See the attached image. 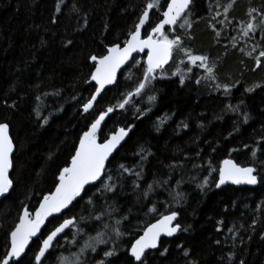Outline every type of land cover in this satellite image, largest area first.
<instances>
[{"label": "trees", "instance_id": "16d2710c", "mask_svg": "<svg viewBox=\"0 0 264 264\" xmlns=\"http://www.w3.org/2000/svg\"><path fill=\"white\" fill-rule=\"evenodd\" d=\"M57 2L0 0V123H9L16 146L10 174L14 190L0 202V254L5 249L6 234L18 222L22 209L28 206L35 210L42 195L54 191L55 177L70 164L79 138L101 113L113 107L98 140L102 143L118 129H131L114 153L111 168L117 174L120 164L142 171L141 188L134 189L135 177L126 176L117 181L119 187L114 193L104 197L89 193L95 208L85 197L70 214L77 219L81 215L89 218L80 225L85 235L77 237L74 246L66 243L73 235L68 230L63 239L59 238L47 264H60L62 256L67 258L66 264H73L74 254L100 228L91 213L102 211L105 201L118 210L116 218L127 216L116 255L108 258L107 264H129L130 245L165 213V202L171 201L169 189L182 193L181 204H173L168 211L179 213V222L187 231L161 239L160 247L149 251L148 264H188L191 260L197 264H264V183L255 188L218 189L214 182L218 173L208 175L209 162L218 168L223 159L231 158L241 166L256 167L264 177V67L255 68L254 59L239 51L253 45L264 47L259 31L246 42L239 34L240 25L249 20L248 9L264 11V0H236L225 23L217 22L224 21L223 15L213 16L217 9L223 13L231 0H193L189 17L192 27L178 32L184 48L209 57L215 65L216 81L203 79L197 85L195 80L200 76L196 69L183 86L178 78H157L141 97H133L120 109L119 103L142 79L145 62L137 56L136 63H129L117 83L103 92L86 115L82 105L94 92V85L85 82L94 69L90 55L106 53L107 47L117 43L123 45L147 0H64L59 14ZM150 17L155 24L159 13ZM212 26L220 32L219 37ZM145 30L151 31L148 25L143 35ZM169 35L172 38L171 32ZM231 37H237L235 47ZM69 40L71 44H67ZM176 58L177 52L165 71L173 67ZM217 83L228 85L231 93L226 97L217 90ZM247 88L254 91L247 92ZM149 96L156 99L150 101ZM229 104L239 105L241 112L234 114L226 107ZM244 112L250 117L247 124L242 122ZM234 148L238 150L231 151ZM141 149L147 156L143 161L137 155ZM256 149L253 158L251 152ZM204 178L209 179V186L202 191L197 184ZM165 180L166 185L155 187L149 199H143L141 192L148 184ZM153 204L157 213L148 211ZM50 221L42 233L54 226L56 218ZM217 227L222 230L217 231ZM30 247H35V240ZM105 248L110 250L112 245H101L98 254L89 251L85 257L88 264L103 259ZM163 248L168 252L161 256Z\"/></svg>", "mask_w": 264, "mask_h": 264}, {"label": "snow or ice", "instance_id": "6c2138e0", "mask_svg": "<svg viewBox=\"0 0 264 264\" xmlns=\"http://www.w3.org/2000/svg\"><path fill=\"white\" fill-rule=\"evenodd\" d=\"M64 0H58L55 9L56 13L61 12V5ZM193 0H147L144 8L142 9L137 21L134 23L133 28L128 32L127 38L124 40L123 45L117 43L107 47L106 53L100 55H90L89 60L94 68L90 72V79L86 83L95 82L94 92L89 99L82 105L83 113H88L97 102L98 97L105 91L108 86L117 83L118 71L129 62L130 59L136 63L133 54L144 53L146 51L147 60L142 69V79L136 82L135 89L126 94L118 107L124 109L133 97H141L145 90L157 78L164 79L165 65L169 63L173 55L177 51H183V55L187 57V64L190 66L188 72L190 73L193 68L201 69L205 74L200 79H196L195 83L199 85L202 79L209 81H216L215 65L209 63V57L206 55H194L187 48L183 47V39L179 35L178 30L191 29L192 21L189 19L191 15V5ZM236 0H231L228 6H225L223 13L216 10L213 19L223 15L224 21H217L218 23H225L228 21V12ZM166 8V10H165ZM73 11L75 7L73 6ZM150 13L155 16L159 13L158 22L153 24L151 22ZM249 20L246 24H241L239 28L241 38L251 39L255 36L257 31L261 33V39L264 40V11L256 8H249L247 11ZM52 23H56L53 19ZM151 29L150 32L145 30L142 36V30L145 25ZM85 26L87 21L85 19ZM212 30L216 32V36H220V32L216 31L212 26ZM171 32L172 38L169 33ZM187 34V33H186ZM251 34V36H250ZM188 38H191L190 36ZM232 46L235 47L237 37H231ZM72 41H67L71 44ZM247 47V45H246ZM239 51L249 58L254 59L255 68L264 67V47L253 45L247 51L245 48H240ZM258 52V55H254ZM180 63H185L181 59ZM255 68L253 70H255ZM180 75L179 83L181 86L185 83V75L179 72H173L172 75ZM130 78V77H129ZM256 87H261L256 85ZM217 90H222L227 97L232 89L228 85L216 84ZM247 92L254 91V88L245 89ZM48 95V94H46ZM58 95V93H52ZM40 97H37L39 100ZM154 96H149L150 101H154ZM14 107V105H9ZM228 110L234 114L241 112L240 106H226ZM115 109L108 107L106 111L101 113L98 118L91 123L87 131L79 138V145L74 150V155L71 156L70 164L62 167L55 177L54 191L42 195L39 201V206L33 211H30L28 206H25L21 214L18 216V222L7 232L5 237V249L0 254V264H47L52 251L63 239L62 234L66 235V230L72 231V240L66 241L72 245L77 244V237L85 235L84 230L80 227L82 223H88L89 218L81 215L79 219L71 216L72 211L80 204V201L88 197L87 203L95 208L94 201L89 197V193L106 196L109 193L116 192L119 184L117 181L123 180L126 176H134L133 188L139 190L141 185L139 181L143 178L142 171H137L135 168H128L124 164H120L118 174L112 172L111 161L115 159L113 153L121 144V141L128 136L129 130L121 128L117 133L113 134L105 142H98V133L100 131L101 122L105 117L112 113ZM139 112L140 110L137 109ZM39 115V114H38ZM250 117L248 113L244 112L242 115V122L247 124ZM47 118L44 119V124H47ZM187 128V124H183ZM239 129L237 128V131ZM257 141V144H261ZM245 147H249L245 145ZM16 146L10 134V125L7 122L0 123V198H7L14 190L13 179L10 178V171L13 169V153ZM232 149L231 151H237ZM252 150L251 155L256 157L257 151ZM141 157V161L147 159L144 154V149L137 153ZM151 155V153H147ZM51 158V157H50ZM111 158V159H110ZM200 165H197L199 167ZM175 167V165L171 166ZM213 172L218 173V180L215 182L216 188H221L223 185H251L255 186L258 183H264V177L258 174V170L254 166H241L233 159H223L218 168L211 167L209 162V173L211 176ZM168 181H160L148 184L141 192L143 199H149L155 187L166 185ZM180 182H177L179 187ZM209 186V179L204 178L202 183H198L202 191ZM171 201L165 202V213L160 214V218L156 223L148 226L138 239L130 245L127 255L130 257L129 264H148L149 250H156L160 247L161 237H174L181 231H187V228H182L179 222V213L172 210L168 211L175 206H179L182 202V193L174 192L169 189ZM106 207L98 214L93 211L91 219L100 222V228L96 230L95 236H88V238L80 246L79 251L74 254L73 264H88L86 254H98L97 249L101 245L111 244L112 248L103 250V259H98L95 264H107L108 258L116 255V246L120 239L123 237L124 232L121 225L127 216L116 218L115 213L118 211L112 205H108L105 201ZM151 213H157L159 210L153 204L148 209ZM63 214V215H61ZM50 217L56 218L54 226L42 233L41 229L44 228L46 222H50ZM108 217V222L105 221ZM62 221V222H61ZM223 224V221H219ZM254 226V225H253ZM217 231H221L217 227ZM232 231V229H229ZM35 247H30L34 243ZM219 243V241H217ZM167 248H163L159 254L166 255ZM31 254V255H29ZM183 255L189 256V252L184 250ZM232 257H229L231 261ZM66 257H60V264H66ZM188 264H197L196 261L191 260ZM243 264V261H241Z\"/></svg>", "mask_w": 264, "mask_h": 264}, {"label": "water", "instance_id": "95a60500", "mask_svg": "<svg viewBox=\"0 0 264 264\" xmlns=\"http://www.w3.org/2000/svg\"><path fill=\"white\" fill-rule=\"evenodd\" d=\"M165 10H166V8H165ZM151 14V13H150ZM147 26V24L145 25V27ZM143 31L144 30H142V36H143ZM137 56H141V57H143L144 58V62H146V60H147V55H146V51L144 52V53H134L133 54V57L135 58V57H137ZM172 60V59H171ZM171 60L169 61V63L167 64V65H169L170 64V62H171ZM131 61H132V59H130L129 60V62L127 63V64H125L119 71H118V73H117V78H118V75L124 70V69H126V67L129 65V63H131ZM167 65H165V68H166V66ZM93 71H94V69H93ZM91 84H93L94 86H95V82H91ZM114 85H111V86H108L105 90H107V89H109V88H111V87H113ZM103 94V93H102ZM101 94V95H102ZM98 99H99V97H98ZM98 99H97V101H98ZM97 103V102H96ZM96 103L94 104V107H95V105H96ZM93 107V108H94ZM93 108L89 111V112H91L92 110H93ZM88 112V113H89ZM88 113H86V114H88ZM83 114H85V113H83ZM85 114V115H86ZM112 113H109L106 117H105V120L111 115ZM105 120L104 121H102L101 122V127H100V130H101V128H102V126L104 125V122H105ZM120 129H118L115 133H117L118 131H119ZM126 130V129H125ZM127 131V130H126ZM100 132V131H99ZM115 133H113V134H115ZM99 134V133H98ZM112 134V135H113ZM112 135H110L108 138H110ZM128 135H129V133H128ZM128 138V136L127 137H125V139L123 140V141H121V144L118 146V148L116 149V152L118 151V149L122 146V144L125 142V140ZM98 142H99V140H98ZM105 142V141H104ZM103 143V142H102ZM15 153V152H14ZM14 153H13V155H14ZM115 153V152H114ZM114 153H113V155H114ZM12 171V170H11ZM11 171H10V174H11ZM258 185V184H257ZM257 185H255V186H251V185H232V184H226V185H223L221 188H224V187H226V186H235V187H248V188H255ZM221 188H219V189H221ZM4 198H0V202L3 200ZM39 206V205H38ZM38 208V207H37ZM53 217H50L49 218V220L50 219H52ZM154 223H156V222H154ZM41 231H42V229H41ZM68 230H66V232H67ZM63 235V234H62ZM143 235V234H142ZM175 237V236H174ZM139 238V237H138ZM137 238V239H138ZM163 238H169V237H161V239H163ZM171 238H173V237H171ZM59 239V238H58ZM34 240H35V238H34ZM135 242V241H134ZM149 251H152V250H149Z\"/></svg>", "mask_w": 264, "mask_h": 264}, {"label": "rangeland", "instance_id": "374dc122", "mask_svg": "<svg viewBox=\"0 0 264 264\" xmlns=\"http://www.w3.org/2000/svg\"><path fill=\"white\" fill-rule=\"evenodd\" d=\"M240 34V33H239ZM181 59H183L185 61V63H180ZM210 64H212L211 62H209ZM190 66L187 64V57H185L183 55V51H177V58H176V61L173 65V67L169 70V71H165L164 72V76L166 78H178L180 80V75H176V76H173L172 73L173 72H176L178 69H179V72L181 74H184L185 75V80L188 78V76L196 69V73L199 74L200 78L203 77L205 74L202 72L201 69H198V68H193L192 71L189 73L188 72V68ZM165 79V78H164ZM207 80V79H205ZM203 81V79H202Z\"/></svg>", "mask_w": 264, "mask_h": 264}]
</instances>
